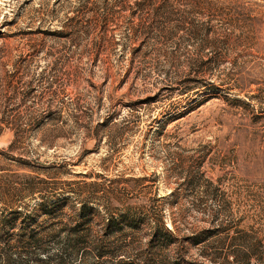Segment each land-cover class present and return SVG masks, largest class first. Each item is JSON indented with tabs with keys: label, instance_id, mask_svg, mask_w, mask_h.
Here are the masks:
<instances>
[{
	"label": "rangeland",
	"instance_id": "1",
	"mask_svg": "<svg viewBox=\"0 0 264 264\" xmlns=\"http://www.w3.org/2000/svg\"><path fill=\"white\" fill-rule=\"evenodd\" d=\"M0 264H264V0H0Z\"/></svg>",
	"mask_w": 264,
	"mask_h": 264
},
{
	"label": "trees",
	"instance_id": "2",
	"mask_svg": "<svg viewBox=\"0 0 264 264\" xmlns=\"http://www.w3.org/2000/svg\"><path fill=\"white\" fill-rule=\"evenodd\" d=\"M58 33H60L61 31H56ZM93 210L92 208H88L86 205H84L82 207V210H81V217L80 218H84L86 216V214H88L89 211ZM112 221V220H111ZM111 224H113V222H111ZM100 251V250H99ZM101 253V251H100ZM102 254V253H101Z\"/></svg>",
	"mask_w": 264,
	"mask_h": 264
}]
</instances>
